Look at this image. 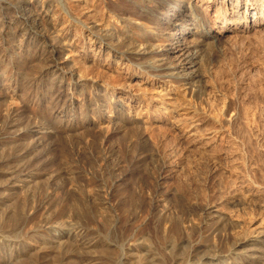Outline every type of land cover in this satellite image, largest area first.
I'll return each instance as SVG.
<instances>
[{
	"label": "rangeland",
	"instance_id": "374dc122",
	"mask_svg": "<svg viewBox=\"0 0 264 264\" xmlns=\"http://www.w3.org/2000/svg\"><path fill=\"white\" fill-rule=\"evenodd\" d=\"M41 1L58 6L68 17L70 8L80 9L77 0H0V264H84L94 256L96 263L121 264L127 254L133 255L123 258L127 264H182L192 244L201 255L213 251L218 237L235 240L264 227V26L251 29L239 22L245 10L240 19L233 17L236 0L227 5L229 24L216 16L221 0H176L178 7L167 17L164 11L157 13V27L151 19L136 18L140 7L152 0H91L93 10L87 7L78 15L76 21L102 40L95 45L104 46L103 53L116 55L114 49L131 37L136 44L153 45L151 54L129 57L140 66L150 60V73L159 72L152 66L162 63L165 71L194 69L201 74L187 86V102L199 113L202 135L194 144L165 123L148 131L128 129L121 121L123 127L94 128L88 110L94 105L87 98L103 91L88 79L94 56L84 62L85 80L69 78L71 63L62 70L45 69L39 62L43 25L29 29L22 17ZM203 21L199 30L176 35L178 27ZM177 43L178 51H167ZM193 53L192 62L185 63ZM111 76L121 78L115 71ZM58 89L67 94L61 101L54 97ZM76 90L82 94L71 104L64 101L68 91ZM9 108L17 111L19 121L1 129ZM27 127H44L47 133ZM34 135H43V145L34 152H44L40 156L45 161L30 167L33 177L12 181L5 160ZM134 152L142 155L140 163L117 181ZM114 165L122 168L115 170ZM215 209L227 220L208 234L200 226L205 211ZM42 217L55 227H39ZM59 225L100 241L109 257H101V249H94L92 257L67 255V240L48 248L43 241L57 236ZM226 251L201 264H259Z\"/></svg>",
	"mask_w": 264,
	"mask_h": 264
},
{
	"label": "bare ground",
	"instance_id": "6f19581e",
	"mask_svg": "<svg viewBox=\"0 0 264 264\" xmlns=\"http://www.w3.org/2000/svg\"><path fill=\"white\" fill-rule=\"evenodd\" d=\"M77 1L79 2L78 6L80 9L75 11L74 8L72 9L69 7V17L65 16L66 14L63 15L62 10L58 6L55 5L56 7H54L50 4H45L44 1L39 3L37 9L28 13H24L22 17L24 23L29 27V29L38 30V26L43 25L42 31L40 32V36L43 40L41 42V50H39L41 51L39 62L41 61L40 63L45 67V69L54 68L62 70L64 67H67V64L71 63L69 67H74V69H70L71 72H69V78L76 76L77 80H85L88 76V71L84 62L89 58V56H94L90 61L91 65L88 66V68H91V74L93 75L88 79H90L92 84L102 87L103 91H95L94 93L92 92L93 95L87 98L90 102H92V105H94L88 109L90 110V114L93 119V127L97 129H109L111 126L114 127L121 121L122 125H126L128 129H144V131H148L146 129H157L158 127L160 128L162 126L160 123H165L166 126H168L167 128L170 127L171 129H176L181 134L182 139H187L189 142L194 144L199 142L202 139V135L198 130L199 113L189 105L187 102L189 97H186L189 93L190 87H187L189 82L191 79H193V77L200 76L201 74L197 72V70L194 71V69L191 73L183 74L175 71H165L167 66L162 67L163 65H161L162 63L160 61L159 62L161 64H156L154 66H152L153 64L151 65L152 67L159 69V72L156 71L157 73H150L147 69V66L151 64L150 60H147V62L140 66L132 63L129 57L135 58L138 54H151L153 52V45L147 44V42L144 41L142 43L136 44L134 43L135 41L131 39V37L126 38L119 47H116L117 49H114V51L117 53L116 55H111L110 52L107 51L103 53L104 46L102 49H100L95 45V40H101L100 37L89 30L87 26L76 21L78 15L82 13L81 11L84 8L89 7L91 10H93L94 3L93 1L91 2V0ZM175 1L176 0H152L151 3L143 4L140 7L136 18L139 21L151 19L157 27L159 20L157 13L164 11L167 17V13H169L171 9L173 10L178 7V5L174 3ZM262 1L264 2V0H244L243 2L246 3L245 5V3H243L241 0H236L235 3L231 2V0H221L217 4L215 3V10L217 11L216 16L218 15V19H222L224 24H229L230 22L228 16L230 14L235 18H239V16H241V12L245 10V14H243L241 19L239 18L241 20L239 22H242L245 26L251 27V29H257L256 27H260V25L264 26V3H261V5L258 6L259 2ZM229 3H234L237 8L236 10L231 8L233 12L230 14L227 12V5H229ZM167 8L168 10L165 11ZM257 9H259V11H257ZM83 11H85V9ZM179 12L182 14L181 10ZM246 15H248V18ZM204 21L197 22V24H194L193 27H178L176 29V35L182 36L185 33L195 32L199 30V27L203 26ZM168 22V26L171 25L173 23V18ZM172 37L174 36L172 35ZM47 41H51L50 46H48ZM178 43L170 45L167 48V51H178L180 49V44ZM67 47L70 49L69 53L65 51V48ZM70 53H73V55L69 59L63 56L64 54L70 55ZM191 54L190 56H186L187 58L185 63L192 62V58L195 56L194 53L193 56ZM36 62L37 61H35V63ZM95 71H99L100 75L97 76L98 74L97 72L95 73ZM112 71H115L121 75V78L118 79L116 76L115 78L111 76ZM175 78H180L178 80L181 81L175 83ZM56 85L59 86V84ZM67 93L68 98L64 99V101H67L71 104L77 95L82 94V91L76 90L75 92L71 93L68 91ZM63 96H67V94L64 95L62 89H58L57 95H54L57 101H61ZM57 101L54 105V113L59 109L57 107ZM9 109L6 120L1 129H7V127L16 124L17 120L19 121L17 111L13 108ZM117 126H119V124ZM26 129H29L27 131H35L36 133L40 134L47 133L43 130L44 127L40 131L30 130L32 129L31 127H27ZM32 139L33 140L26 144L25 147L14 152L9 159L5 160L4 164L6 166V173L10 176L12 181H15L19 178L26 180V178L34 174V171H31L30 167L45 161L43 159L44 156H40V154H45L44 152H39V154L34 152L39 146L43 145V140L41 141V139H43V135L36 136ZM45 150L47 151L48 149L45 148ZM33 152L36 154L32 155ZM141 159L142 155L140 153H135V155L129 159L127 167L122 164L124 168L126 167V172L122 170L124 172V174H122L123 176H116V180L118 181L120 178L124 179L123 177L125 175L130 174L131 172L133 173ZM116 165H114V167ZM119 167L122 168V166ZM119 167H115L114 169L116 170ZM217 210L215 209L205 211L206 213L202 221L203 223L201 222L202 224L200 228L208 234H214L217 229V223H223L227 220V217L223 215V213H219ZM53 224L55 223L51 222V220L48 218L42 217L39 219L38 226L44 229H49L51 227H55ZM61 225L56 226L59 229L57 236L53 238H47L43 241V243H45L48 248L55 245L61 247L60 244H63L64 241L67 240L66 242L69 241V246L67 247L65 253L67 255L78 256V258L88 256L94 251V249H96V251L101 249L98 253L101 251L103 253V250H105V246L103 243H100V241L98 242L97 240L86 238L84 235L75 232L74 230L72 231V229L68 230L70 228H62L65 226L63 225L61 227ZM254 232L255 233H248L249 235L243 236L241 238L239 237L235 240H230L228 236L218 237L216 239L217 242L213 251H210L209 253H205V251L201 255L198 253L199 248L196 246V244H192L189 246V251L187 252L188 254L186 253L187 255H185L183 260L180 262L182 264L205 263L206 261L204 260H212L217 258L218 256L222 255V252L227 250L226 252H230L234 255L242 254V256L251 259L252 263L264 264V227H260V229ZM128 241V244L131 245L137 240L134 239L132 242H130V240ZM101 247H103V249ZM97 248L99 249L97 250ZM106 248L107 249L105 252L108 251V247ZM109 249L111 250L114 248L109 247ZM108 252L110 253V251ZM109 253H103L100 256L103 257L105 254V256H107ZM130 255L131 254L121 256L120 263L127 264L128 261H123V258L129 257ZM104 261L100 262L99 260V262L96 263L95 256L93 259L87 257L84 259V264H103ZM107 264L109 263L107 262Z\"/></svg>",
	"mask_w": 264,
	"mask_h": 264
}]
</instances>
